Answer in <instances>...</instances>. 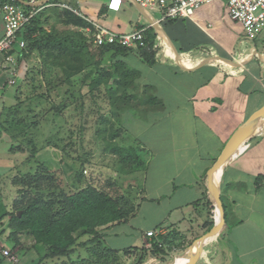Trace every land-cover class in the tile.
<instances>
[{
  "label": "crops",
  "instance_id": "1",
  "mask_svg": "<svg viewBox=\"0 0 264 264\" xmlns=\"http://www.w3.org/2000/svg\"><path fill=\"white\" fill-rule=\"evenodd\" d=\"M11 1L0 0V9ZM55 2L43 0L36 9L44 10ZM74 3L73 14L90 25L82 30L86 37L95 31L94 25L115 34L152 28L157 35L153 66L143 62L134 48L126 56L111 52L104 58L105 65L121 60L139 71L137 83L152 86L164 105L163 110L148 115L153 117L147 141L131 145V151L137 146L144 163V178L141 198L129 220L142 224L135 228L127 248H105L118 254L146 252L152 258L149 245L167 237L172 246L165 248L159 261L170 259L182 248L187 253L219 219L207 189L208 169L233 133L264 107V33L247 39L221 2L202 5L192 18L178 20H163L160 10L148 12L134 0ZM3 36L0 13V40ZM3 58L0 52V113L9 108L6 100L11 97ZM11 169L10 163L4 165L0 180L11 175ZM214 182L224 208L225 227L206 241L196 264H264V118L215 174ZM11 214L12 203L6 206L0 197V244L16 258L1 259L0 264H29L24 258L19 260V251L40 244H35L27 231L13 233ZM128 221L101 229L102 244L110 230ZM149 231L155 237L148 238ZM9 240L14 242L12 248L6 245Z\"/></svg>",
  "mask_w": 264,
  "mask_h": 264
},
{
  "label": "trees",
  "instance_id": "2",
  "mask_svg": "<svg viewBox=\"0 0 264 264\" xmlns=\"http://www.w3.org/2000/svg\"><path fill=\"white\" fill-rule=\"evenodd\" d=\"M9 3L23 7L16 0ZM30 10L26 8L25 11ZM45 10H39L18 34L25 42L24 49L16 48L8 54L15 56L17 64L24 62L28 66L32 58L37 59L38 74L48 89L45 95L49 90L59 86H67L69 90L77 88L80 94L78 107L82 115L83 100L85 95L89 96L97 113V119L92 125L93 146L103 142L105 151L118 157L127 170L131 172L142 170L144 163L138 151L125 153L124 147L111 144L125 132L121 126L125 113L131 112L138 118H145L148 114L163 110V102L156 96L152 86L137 83L139 71L128 68L121 60L112 61L109 65L104 64V58L108 53L123 57L129 54L132 48L93 45L82 32L90 25L69 11L56 15L66 27H73L78 31L67 29L58 32L52 28L48 32L45 29L48 25L47 19L44 18ZM156 38L154 30L146 28L143 32V45L134 48L141 60L149 66L156 63ZM30 71L25 74L26 77ZM23 81L25 79L19 80L18 83ZM68 88L65 92L67 94ZM43 97L45 96L40 95V98ZM17 102V107L3 109L0 118L4 116V119L0 121V129L9 134L11 141L17 143L11 145V152L27 149L31 156L35 157L40 151L36 141L40 121L37 116H18L21 104ZM65 109L66 106L62 102L51 103V110L55 115L62 114ZM69 133L70 137L74 134L72 131ZM57 135L58 133H55L52 138ZM81 137L82 135L78 141V155L72 160L79 166L73 171L69 184L60 186L53 173L42 164L39 165L42 173L23 175L22 181H12L13 185L20 187L22 185L23 189L18 191L21 195L12 204L15 211H12L10 226L13 233L27 231L35 244L45 246L46 258L67 257L79 245L87 244L80 242L81 238H88V243H96L97 248H100L101 257L108 261L116 258L117 251L103 247L100 230L128 221L135 213V207L126 206V198L119 191L109 192L105 188H98L83 175L82 168L90 163L92 149L85 148ZM52 138L49 137L41 149L51 147L67 155L68 147L75 146V143L61 146ZM116 186L115 181L107 182L109 189H115ZM18 212L20 216L17 215ZM208 226L211 228L213 224L209 223ZM172 242L170 238L159 237L157 242L151 244V256L158 258L165 255V248H171ZM126 252L128 251H124ZM175 264H187V257Z\"/></svg>",
  "mask_w": 264,
  "mask_h": 264
},
{
  "label": "rangeland",
  "instance_id": "3",
  "mask_svg": "<svg viewBox=\"0 0 264 264\" xmlns=\"http://www.w3.org/2000/svg\"><path fill=\"white\" fill-rule=\"evenodd\" d=\"M21 8L26 10L27 7L23 6ZM29 8L32 9V7ZM75 8L76 4L74 0H56L54 5L46 7L44 11V18H46L48 22L45 29L48 32H50L52 28L58 32L67 29L78 31L76 28L66 27L61 22L58 15H56V13L68 11L73 13ZM145 10L152 13L149 9ZM29 65L30 66L26 65L24 70L26 74L31 69L28 74L29 76L26 77L24 74L23 78L20 79L21 81L25 79V81L21 83L17 81L16 84L8 88V93H10L9 95L11 97L6 100V106L17 107V101H19L21 107L18 116H37L40 124L36 141L40 151L37 152L35 157H32L27 149L11 152V145H17V143L11 141L9 134L0 129V169L4 165L7 167L9 163L12 168L11 175H6V177L0 180V197L2 198V202L6 206L9 202L14 204V202L19 199V195H21L18 191H20V189L22 190L23 187L22 185L21 187L13 185L12 181H22L21 176L23 175H34L37 172L42 173L43 171L39 168L40 164L44 165L53 173L54 179L57 182L59 181L60 186L63 187L69 184L73 171L79 166L77 162H73L72 160L78 155V141L80 135H82L81 138L85 148L88 150L92 149V155L89 158L90 163L82 168L83 175L89 178L92 185L98 188H105L109 192H113L114 190L119 191V193L123 194L126 198V206H136L141 198L140 189L143 183L144 172L141 174L142 170L137 172L127 170L125 164H123L118 157L114 156L109 151H105L103 142H98V144L93 146L92 135L94 134V130L92 125L97 119V113L96 107L91 103L89 96L85 95L83 100L84 115H82L81 109L78 107L80 105V94L77 88L69 90L67 86H59L49 90V93L45 95L48 89L45 87L42 77L38 74L39 67L37 59L32 58ZM67 88L69 94L65 93ZM15 91L16 93L14 94ZM40 95H44L47 98H40ZM60 102L66 106V109L63 110L62 114L55 115L51 110V103L59 104ZM28 111L31 112L28 113ZM148 115L145 118H138L131 112L125 113L121 125L125 131L123 133L124 139L119 137L111 146H122L125 149V153H129L131 148H133L131 145L135 143V141L137 143L146 142L147 132L150 130L149 120L153 117V115ZM3 119L4 116L0 118V121ZM80 128H82V133L80 132ZM71 131L74 134L70 137L69 132ZM55 133H58L57 137L52 138V135ZM49 137H51L53 141L58 142L61 146L67 143H75V146L68 147V156L60 150L51 147L41 149ZM134 149L138 151L137 146H135ZM108 181H115L117 183L115 189L107 188ZM12 211H15L13 207ZM139 223L142 224L139 220H129L124 226L110 230L103 247L127 248L129 246L127 244L131 241L133 232L136 231L135 228H138ZM87 239L88 238H81L80 242H85L87 244L84 246L79 245L76 250L67 257L46 258L47 248L43 245L35 246L34 249L29 251L20 250L17 256L19 260L24 258L29 264H171L177 257H187L185 254L186 251L182 248L181 251H177L170 259L164 262L154 257L148 258L146 252L138 253L136 251L117 253L115 256L116 258H111L107 261L105 258L101 257L100 248H97L98 245L96 243H88ZM187 242H189L187 244L191 243L190 240ZM6 245L12 248L14 246L13 240H9Z\"/></svg>",
  "mask_w": 264,
  "mask_h": 264
},
{
  "label": "built area",
  "instance_id": "4",
  "mask_svg": "<svg viewBox=\"0 0 264 264\" xmlns=\"http://www.w3.org/2000/svg\"><path fill=\"white\" fill-rule=\"evenodd\" d=\"M31 5L30 11H25L13 3H5L1 6V20L4 28V36L0 40V52L4 54L3 71L7 74L8 84L14 85L24 76L25 63L17 64L14 55L8 54L13 49H24L25 42L18 37L23 28L29 24L32 17L40 10L34 7L43 0H22ZM141 8L160 10L163 20L190 19L194 12L202 5L221 2L225 6L226 13L232 21L239 23L247 39H254L264 33V0H134ZM95 31L87 35L93 45H118L126 48H136L143 45V32L136 30L126 34H115L106 29L94 25ZM89 33V31H88ZM85 173V172H84ZM148 238L155 237V233L149 231ZM150 248V245H149ZM15 261L11 250L0 244V260Z\"/></svg>",
  "mask_w": 264,
  "mask_h": 264
},
{
  "label": "water",
  "instance_id": "5",
  "mask_svg": "<svg viewBox=\"0 0 264 264\" xmlns=\"http://www.w3.org/2000/svg\"><path fill=\"white\" fill-rule=\"evenodd\" d=\"M20 5L31 7V5L23 2L22 0H16ZM39 5H42L40 3ZM39 5H35L39 6ZM185 69V68H184ZM264 118V107L253 113L229 138L225 144L220 155L208 169L206 173L207 178V189L210 196L215 202V207L219 216L218 221L214 226L200 238L195 240L189 247L186 256L187 264H196L202 251L204 244L208 239L216 236L225 227V213L223 204L220 198V193L215 185L214 176L215 174L225 165V163L233 156V154L239 149V147L251 136L256 127L258 126L259 120ZM20 216V212L17 213Z\"/></svg>",
  "mask_w": 264,
  "mask_h": 264
},
{
  "label": "bare ground",
  "instance_id": "6",
  "mask_svg": "<svg viewBox=\"0 0 264 264\" xmlns=\"http://www.w3.org/2000/svg\"><path fill=\"white\" fill-rule=\"evenodd\" d=\"M183 258H185V257H177L174 259V261L171 264H175L178 260L183 259Z\"/></svg>",
  "mask_w": 264,
  "mask_h": 264
}]
</instances>
